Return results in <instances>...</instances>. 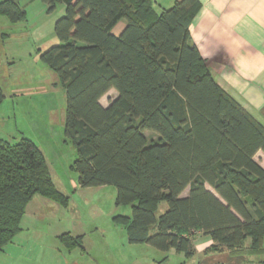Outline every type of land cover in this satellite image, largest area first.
<instances>
[{
    "label": "trees",
    "instance_id": "1",
    "mask_svg": "<svg viewBox=\"0 0 264 264\" xmlns=\"http://www.w3.org/2000/svg\"><path fill=\"white\" fill-rule=\"evenodd\" d=\"M43 2L49 12L66 5L55 24L61 45L41 60L66 92L65 136L77 151L71 168L79 185L117 188L116 205L131 206L132 214L114 221L132 244L191 257L202 234L214 242L206 253L260 254L264 168L255 157L264 152V128L217 83L194 43L200 1L181 0L160 13L152 0ZM0 15L13 23L26 18L19 0L0 2ZM111 90L118 97L104 107ZM147 131L159 138L149 140ZM35 196L62 207L70 201L33 141L0 138V252L22 231ZM163 203L168 208L158 216ZM58 239L81 247L82 237Z\"/></svg>",
    "mask_w": 264,
    "mask_h": 264
},
{
    "label": "rangeland",
    "instance_id": "2",
    "mask_svg": "<svg viewBox=\"0 0 264 264\" xmlns=\"http://www.w3.org/2000/svg\"><path fill=\"white\" fill-rule=\"evenodd\" d=\"M19 4L26 13L25 21L13 23L0 15V86L5 94V100L0 104V138L13 142L22 138L33 141L45 155L55 187L69 196L70 201L67 207H57L56 214L53 206H47L50 217L43 218L34 228L30 224L35 220L30 217L25 220L24 215L20 226L27 233L18 234L11 248L10 244L5 247L4 251L9 250L8 253L0 252V261L8 258L9 262L17 264L27 257L34 260H27L29 264L47 261L59 264L60 256H71L79 261L83 254L92 256L95 253L107 260L109 250L106 246L111 247L113 243L117 245L118 253L126 254L122 248L123 241L128 240L126 231L116 225L114 217L130 216L132 208L116 205L115 186L83 188L79 185V176L71 168L77 151L65 136L66 92L59 78L41 60L44 51L61 45L55 24L66 14V5L58 3L49 12L43 0H19ZM122 24H126V21L120 22L117 27ZM115 32L120 33L119 30ZM117 97V91L111 90L100 102L108 107ZM145 135L149 140L159 138L150 131ZM207 188L212 190L210 186ZM188 194L189 189L183 196ZM167 208L166 203L161 204L157 215L160 216ZM37 227L48 236L45 234L42 246L32 247L28 240L34 239L33 233ZM68 231L80 233L81 247H87L86 252L76 248L67 254L68 248L63 243L60 245L58 237ZM36 236L42 237L41 232L37 231ZM124 257L120 260L123 261Z\"/></svg>",
    "mask_w": 264,
    "mask_h": 264
},
{
    "label": "crops",
    "instance_id": "3",
    "mask_svg": "<svg viewBox=\"0 0 264 264\" xmlns=\"http://www.w3.org/2000/svg\"><path fill=\"white\" fill-rule=\"evenodd\" d=\"M152 1L155 10L160 13L181 0ZM199 1L201 7L190 26L194 43L207 60L217 83L264 128V0ZM125 26L126 24H122L116 27L113 33L119 35ZM115 30H119L120 33ZM255 159L264 168V152L259 151ZM47 206H53L55 214L57 207H61L41 196L33 198L30 202L25 220L28 217L35 220L30 224L32 228L40 224L43 218L50 217ZM40 230L41 228L39 227L38 230L37 227L33 233L34 239L28 240L32 247H40L44 244L46 232ZM37 231L41 232L42 237L36 236ZM20 233V235L27 233L24 227ZM68 233L72 234V231ZM78 234L80 233L72 236L82 237ZM14 243L10 244V248ZM213 243L210 236L197 235L193 243L194 255L187 257L175 250L166 254L148 244H132L129 240H125L122 248L126 254L118 253V247L113 243L111 247L106 246L109 250L107 260H103L97 253L92 256L83 254L79 261L71 256H60L59 264H264V249L260 254L252 256L233 255L228 250L206 253ZM78 248L82 249V252L88 249L84 246ZM68 250L67 254H71L75 249ZM2 252L8 253L9 250ZM122 256H125L123 261L120 260ZM27 260L29 259L25 257L17 264H29ZM0 264H15V262H9L6 258L0 261ZM41 264L50 263L47 261Z\"/></svg>",
    "mask_w": 264,
    "mask_h": 264
}]
</instances>
